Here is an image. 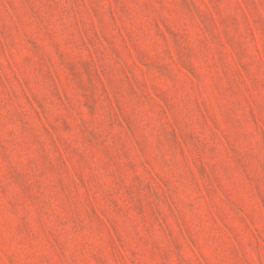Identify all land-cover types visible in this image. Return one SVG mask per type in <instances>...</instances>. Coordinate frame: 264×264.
Listing matches in <instances>:
<instances>
[{"label": "rangeland", "instance_id": "1", "mask_svg": "<svg viewBox=\"0 0 264 264\" xmlns=\"http://www.w3.org/2000/svg\"><path fill=\"white\" fill-rule=\"evenodd\" d=\"M0 264H264V0H0Z\"/></svg>", "mask_w": 264, "mask_h": 264}]
</instances>
